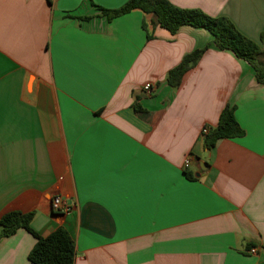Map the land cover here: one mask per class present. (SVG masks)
<instances>
[{
    "label": "crops",
    "instance_id": "1",
    "mask_svg": "<svg viewBox=\"0 0 264 264\" xmlns=\"http://www.w3.org/2000/svg\"><path fill=\"white\" fill-rule=\"evenodd\" d=\"M127 1L0 0V218L33 213L43 238L64 229L73 264H264V84L205 29L98 9ZM167 1L264 34V0ZM227 106L243 135L207 149L201 130ZM34 243L0 237V264H32Z\"/></svg>",
    "mask_w": 264,
    "mask_h": 264
},
{
    "label": "trees",
    "instance_id": "2",
    "mask_svg": "<svg viewBox=\"0 0 264 264\" xmlns=\"http://www.w3.org/2000/svg\"><path fill=\"white\" fill-rule=\"evenodd\" d=\"M98 9L108 20L138 10L150 17L151 27L159 26L171 34L182 26L205 29L217 49L229 51L235 58L248 63L257 82L264 84V63L259 61V57L264 55V34H261L259 42L255 43L242 36L225 17H210L199 9H181L167 0H128L116 10ZM142 27L146 30L148 25L143 23ZM204 51L205 48L185 55L177 66L167 72V85L177 88L183 75L196 65ZM134 109L141 113L138 107ZM242 135L243 131L234 119L233 108L227 106L221 111L216 126L204 136V146L209 149L219 139ZM187 177L190 178L189 175ZM33 216V213L23 214L16 211L4 214L0 218V237H9L18 229H24L35 238L27 257L32 264H73L74 243L68 233L62 228H57L48 236L40 237L30 228Z\"/></svg>",
    "mask_w": 264,
    "mask_h": 264
},
{
    "label": "built area",
    "instance_id": "3",
    "mask_svg": "<svg viewBox=\"0 0 264 264\" xmlns=\"http://www.w3.org/2000/svg\"><path fill=\"white\" fill-rule=\"evenodd\" d=\"M143 91L144 92H150L151 91V85L150 84H146L143 86ZM208 132V128L207 127H204L202 130H201V135L202 136H205ZM189 164V159L187 158L184 162V166L187 167ZM50 205H51V210L53 212H58V213H62V214H70L71 213V207H69L66 202L64 201V199L59 196V195H54L52 198H51V201H50ZM249 254H255L256 253V249L254 248H251L249 251H248Z\"/></svg>",
    "mask_w": 264,
    "mask_h": 264
}]
</instances>
